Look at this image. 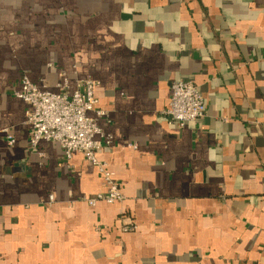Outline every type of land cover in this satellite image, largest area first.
Masks as SVG:
<instances>
[{"label": "crops", "instance_id": "obj_1", "mask_svg": "<svg viewBox=\"0 0 264 264\" xmlns=\"http://www.w3.org/2000/svg\"><path fill=\"white\" fill-rule=\"evenodd\" d=\"M23 76L99 82L123 203L90 208L97 169L31 148ZM179 81L208 106L182 129ZM0 264H264V0H0Z\"/></svg>", "mask_w": 264, "mask_h": 264}, {"label": "built area", "instance_id": "obj_2", "mask_svg": "<svg viewBox=\"0 0 264 264\" xmlns=\"http://www.w3.org/2000/svg\"><path fill=\"white\" fill-rule=\"evenodd\" d=\"M99 85L93 79L79 80L75 90L69 93V85L65 82L60 86L62 92L52 93L23 76L20 89L15 93L26 105L25 124L30 130L32 149H37L42 142L58 144L67 160L80 154L101 175L104 192L82 199L90 208H95L98 203L114 205L125 200L115 173L97 157L100 151L112 145V137L99 126V120L107 117L105 111L98 109L95 97ZM171 91L168 108L163 112L171 124L182 129L206 116L207 102L196 86L179 81L172 84ZM8 140L11 146L15 144L10 134ZM50 202H54L52 196ZM121 229L124 233L136 230L127 218Z\"/></svg>", "mask_w": 264, "mask_h": 264}]
</instances>
